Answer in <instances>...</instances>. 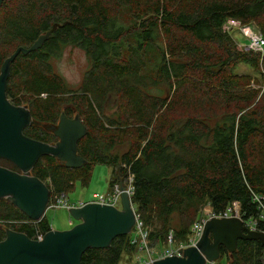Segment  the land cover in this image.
<instances>
[{
    "label": "trees",
    "instance_id": "obj_1",
    "mask_svg": "<svg viewBox=\"0 0 264 264\" xmlns=\"http://www.w3.org/2000/svg\"><path fill=\"white\" fill-rule=\"evenodd\" d=\"M229 18L264 38V0H3L0 65L59 24L40 48L10 63L6 96L35 122L23 133L51 143L47 127L61 112L78 113L86 127L77 142L84 164L69 168L43 155L31 169L50 197L88 185L96 163L111 166V186L131 174L130 199L150 246L166 245L170 231L186 242L201 205L219 212L237 200L244 217L256 215L251 194L264 197V50L239 48L222 29ZM61 44L82 48L90 62L74 90L50 69ZM13 219L30 218L0 198V225L30 238L50 229L46 214L36 225H9ZM139 243L133 227L108 247L88 248L81 264H118ZM263 252L251 239L238 240L232 254L220 246L228 264H264Z\"/></svg>",
    "mask_w": 264,
    "mask_h": 264
},
{
    "label": "water",
    "instance_id": "obj_2",
    "mask_svg": "<svg viewBox=\"0 0 264 264\" xmlns=\"http://www.w3.org/2000/svg\"><path fill=\"white\" fill-rule=\"evenodd\" d=\"M58 25L54 23L29 46L16 47L0 65V158L19 170L0 165V198H6L32 220H40L45 215L50 197L45 182L30 173L38 159L50 155L69 168L86 162L77 152V142L86 134L78 113L69 118L61 112L57 123L48 125L58 139L48 143L23 133L27 125L35 123L31 112L26 105L13 104L6 96L10 63L20 52L26 54L40 48ZM119 184L120 207L95 201L71 207L68 213L76 223L67 229H49L40 240L4 225L0 264H81L82 254L88 248L108 247L114 237L130 233L136 222L135 211L123 181ZM240 239L258 240L264 245V233L247 229L241 218L211 217L205 221L196 245L180 249L181 255L143 264H205L206 260L220 258V246L229 254L235 252Z\"/></svg>",
    "mask_w": 264,
    "mask_h": 264
},
{
    "label": "built area",
    "instance_id": "obj_3",
    "mask_svg": "<svg viewBox=\"0 0 264 264\" xmlns=\"http://www.w3.org/2000/svg\"><path fill=\"white\" fill-rule=\"evenodd\" d=\"M222 29L227 32H232L233 30H238L243 37L247 39L246 44H242L237 42V45L239 48L245 49V50H252L255 52L263 53L264 50V38L260 31L255 28L252 24H242L239 20L234 19H227ZM123 185L125 187V191L128 193L129 197L131 198V195L133 193V185H132V175L130 174L126 180L123 181ZM122 190L120 188L119 182L114 183L111 186L110 191L107 193V196H100L98 193L93 194V200L95 202L100 203H106L110 205H114L116 207H119L117 203L120 201V194ZM252 201L256 204L257 207V213L256 215H249L245 216L243 213H241L240 203L237 200L231 201L224 210L219 212H214L212 207L209 204H205L198 212L197 217L192 222L190 226V234L186 240V242L183 243H176L173 233L170 231L166 238L167 244H177V248H169L167 246L165 247H159L157 245L150 246L146 242V231L142 228V222L139 220V215L136 214V222L135 226L137 233L140 237V243H139V252L143 253L144 257L140 255L134 256L132 259H130L129 264H143L148 261H152L153 259L162 258L165 256H171V255H181L180 249H183L188 246H194L196 245V242L199 240L203 227L205 224V221L211 217H231L236 216L241 218L243 225L249 229V230H255V231H261L264 233V197L261 194L252 192L251 194ZM131 200V199H130ZM86 201L79 200L70 202L68 201L66 197V193H55L51 197H49V201L47 203V208H57L62 207L67 210H69L71 207H77L83 205ZM132 203V202H131ZM133 206V205H132ZM134 208V207H133ZM135 211V210H134ZM71 217V216H70ZM72 218V217H71ZM39 220H32V219H13L9 221V223L13 225H23V224H34L36 225ZM70 224H72V221H69ZM50 229H54L50 224ZM45 232L41 231L39 228L35 230V237H32L33 239H42ZM263 259H264V252H263ZM205 264H225L219 261L218 259L215 260H206Z\"/></svg>",
    "mask_w": 264,
    "mask_h": 264
},
{
    "label": "rangeland",
    "instance_id": "obj_4",
    "mask_svg": "<svg viewBox=\"0 0 264 264\" xmlns=\"http://www.w3.org/2000/svg\"><path fill=\"white\" fill-rule=\"evenodd\" d=\"M231 34L237 42L242 44L247 43V39L243 37L238 30H233ZM48 61L52 72L56 75L61 76L66 81L68 88L72 90L79 88L86 72L90 67V62L87 58L86 52L82 48L75 46L74 44H61V47L58 48L51 57H49ZM238 71L249 72L253 80H256L258 77L257 75H254L252 73L249 67L246 66H239ZM261 85H263V81L260 79L258 86ZM1 159L3 158H0V165L5 166L9 169L11 168L12 170H18L17 167L10 161L4 159L6 161L3 162L1 161ZM112 178L113 171L111 166L101 163L93 164L91 166L90 174L88 177V185L80 186V184L76 182L73 190L66 193V197L70 202L79 200H91L93 193H98L100 196L105 197L111 189L110 182ZM117 205L120 207V201L117 203ZM202 206L204 205H201L200 208ZM45 214L54 229H67L76 223V220L70 217L68 210L62 207L48 208L46 209ZM70 220L72 221V224L69 223ZM9 225L13 224L10 223ZM3 226L4 225H0V227L2 228ZM165 246L169 248H177L176 243H166V245H162L159 247ZM132 255V258L136 255L144 257L143 253H140L138 251L135 254L133 253ZM126 256V254H123L118 264H129L130 259L132 258H127ZM218 260L222 263L228 264L225 257H220Z\"/></svg>",
    "mask_w": 264,
    "mask_h": 264
},
{
    "label": "flooded vegetation",
    "instance_id": "obj_5",
    "mask_svg": "<svg viewBox=\"0 0 264 264\" xmlns=\"http://www.w3.org/2000/svg\"><path fill=\"white\" fill-rule=\"evenodd\" d=\"M44 43V42H43ZM43 45V44H42ZM32 115V114H31ZM66 115V114H65ZM67 116V115H66ZM74 116V115H73ZM73 116H68L69 118H71V117H73ZM58 119H59V117H58ZM58 119L54 122V123H49V124H56L57 123V121H58ZM30 125H32V124H30ZM27 126H29V125H27ZM26 126V127H27ZM32 138V137H31ZM35 139V138H34ZM57 137H56V139L54 140V141H51V143H53V142H56L57 141Z\"/></svg>",
    "mask_w": 264,
    "mask_h": 264
},
{
    "label": "crops",
    "instance_id": "obj_6",
    "mask_svg": "<svg viewBox=\"0 0 264 264\" xmlns=\"http://www.w3.org/2000/svg\"><path fill=\"white\" fill-rule=\"evenodd\" d=\"M94 194V193H93ZM93 194H92V199L91 200H93ZM91 200H88V201H91Z\"/></svg>",
    "mask_w": 264,
    "mask_h": 264
}]
</instances>
